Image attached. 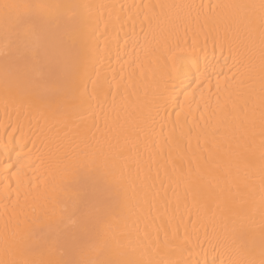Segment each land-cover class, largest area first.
I'll use <instances>...</instances> for the list:
<instances>
[{"label":"bare ground","instance_id":"obj_1","mask_svg":"<svg viewBox=\"0 0 264 264\" xmlns=\"http://www.w3.org/2000/svg\"><path fill=\"white\" fill-rule=\"evenodd\" d=\"M5 3L0 264H262L264 0Z\"/></svg>","mask_w":264,"mask_h":264},{"label":"snow or ice","instance_id":"obj_2","mask_svg":"<svg viewBox=\"0 0 264 264\" xmlns=\"http://www.w3.org/2000/svg\"><path fill=\"white\" fill-rule=\"evenodd\" d=\"M0 7L3 8L5 19L11 20L13 30L16 31L18 35L27 34L43 27V14L41 12V9L45 7L43 5L5 3ZM262 7H264V5H262ZM66 50V55L70 59L73 61L78 60L79 53L74 49L73 45H67ZM172 59V71L175 72L180 58L173 54ZM195 70L199 72L198 68ZM69 86L74 88L75 80L69 82ZM262 264H264V262H262Z\"/></svg>","mask_w":264,"mask_h":264}]
</instances>
